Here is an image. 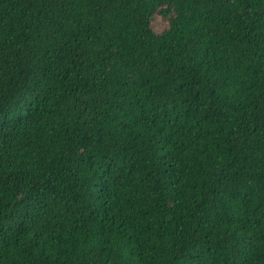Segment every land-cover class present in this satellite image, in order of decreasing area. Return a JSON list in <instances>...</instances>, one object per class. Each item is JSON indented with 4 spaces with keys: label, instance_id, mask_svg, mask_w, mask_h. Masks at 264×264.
I'll return each instance as SVG.
<instances>
[{
    "label": "trees",
    "instance_id": "16d2710c",
    "mask_svg": "<svg viewBox=\"0 0 264 264\" xmlns=\"http://www.w3.org/2000/svg\"><path fill=\"white\" fill-rule=\"evenodd\" d=\"M0 264H264V0H0Z\"/></svg>",
    "mask_w": 264,
    "mask_h": 264
}]
</instances>
